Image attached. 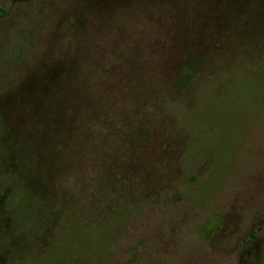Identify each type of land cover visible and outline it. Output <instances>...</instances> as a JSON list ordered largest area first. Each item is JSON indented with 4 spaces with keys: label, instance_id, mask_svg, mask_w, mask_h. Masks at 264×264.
Wrapping results in <instances>:
<instances>
[{
    "label": "rangeland",
    "instance_id": "obj_1",
    "mask_svg": "<svg viewBox=\"0 0 264 264\" xmlns=\"http://www.w3.org/2000/svg\"><path fill=\"white\" fill-rule=\"evenodd\" d=\"M0 3V264H264V0Z\"/></svg>",
    "mask_w": 264,
    "mask_h": 264
},
{
    "label": "flooded vegetation",
    "instance_id": "obj_2",
    "mask_svg": "<svg viewBox=\"0 0 264 264\" xmlns=\"http://www.w3.org/2000/svg\"><path fill=\"white\" fill-rule=\"evenodd\" d=\"M14 1H15V0H7V2H9V4H10V5H9L10 7H12V6L14 5ZM1 2H6V0H0V3H1ZM13 7H14V6H13ZM2 17H4V16H1V15H0V18H2Z\"/></svg>",
    "mask_w": 264,
    "mask_h": 264
}]
</instances>
